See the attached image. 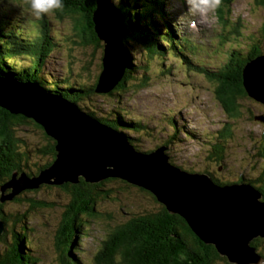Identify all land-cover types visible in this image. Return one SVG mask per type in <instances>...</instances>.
<instances>
[{"label": "trees", "instance_id": "1", "mask_svg": "<svg viewBox=\"0 0 264 264\" xmlns=\"http://www.w3.org/2000/svg\"><path fill=\"white\" fill-rule=\"evenodd\" d=\"M227 1V4H230L234 0ZM23 2L28 6V0H23ZM96 2L97 0H63V8L53 11L57 21L64 19L72 21L74 37L69 36L67 44L78 45L83 49V54L86 53L87 47L89 50V54H86L87 58L83 60L82 75L73 79L69 78L70 75L56 77L46 73L47 60L58 48L55 46V38L51 35L50 21L47 20L46 15L41 16L36 22L29 21L31 34H23V29L19 31L16 28L23 21L21 12L13 10L14 8L9 4L13 2L1 0L0 74L19 82L34 83L51 95L74 103L78 109L99 123L124 135L134 150L149 154L154 149L140 150L135 137L141 135L143 129L148 126L141 119L131 117L123 109L120 101L123 99L124 92H135L136 88L146 85L149 78H147L149 72L146 70L149 69L148 61L152 62L157 57L163 58L169 49H176V47L184 51V46L177 40L179 34L177 30H174V25H169L170 18L167 11L163 9L166 0H120V7L117 9L124 18L125 33L121 45L127 56V69L114 90L107 94H97L98 73L96 72L98 70L95 72L92 66L95 54L101 51V44L94 34L92 23V13ZM255 36L264 38V25L259 27L257 34L247 38L248 43L239 42L243 37L235 28L228 26L227 36H223V40L232 42L233 45L229 46L230 51L226 53L227 63L215 73L204 69L206 64L203 63H195L200 67H196V70L191 67L188 70L189 73L196 72L206 75L209 81L215 82L216 99L231 121L239 116L238 101L244 97L250 98L242 83V70L249 61L264 54L259 43L261 39ZM165 48L166 50H163ZM236 49L238 50L235 51ZM134 51L143 54L142 60L145 64L143 68L138 63L141 69L137 71L131 57V52ZM244 51L245 54H243ZM175 56L181 57L179 50ZM177 60L180 64L183 56L182 60ZM183 63L180 65L184 68L191 66L189 60ZM168 71L170 72V69ZM99 101L105 102L106 105H99ZM104 106L106 107L102 108ZM255 115L252 118H255ZM171 120L172 118L169 121ZM21 127L25 130L33 129L39 134L36 146L27 145L28 143L18 136L17 133L21 131ZM229 127H232V123L227 124L225 128L227 130L220 129L206 140L208 146L204 162L206 167L201 168V171L187 168L184 164H177L174 158L170 160V163L187 173L207 174L217 185L247 183L262 194L261 200L264 202V131L258 150L254 154L258 158L253 170L257 172L256 176H253L252 172L248 177L245 175H239V177L237 174L234 182L226 183L217 177L219 168L210 170L207 166V162L218 163L224 167L220 168L221 171L230 170L223 156L225 152L223 143L227 140L226 132ZM162 143L160 145L166 146L168 153L169 141ZM54 147V141L46 136L39 125L23 116L10 115L0 109V187L9 182L13 174L17 177L25 175L28 178L38 175L54 161L56 155ZM107 185H110V188L119 187L118 191L124 187L137 189L144 196L148 195L159 208L143 215H133L128 221L112 228L106 238L101 241L99 251L93 256L94 264H229L225 258L217 254L213 246L201 242L182 218L169 214L149 192L117 179H106L98 184L86 183L80 179L75 185L65 184L57 188L41 185L37 189H25L13 199L3 201H1L0 193V221L4 225V233L0 237V264L38 263L37 258L28 257L27 253H24L25 249H31V247L35 249L32 239L35 233L22 224V220L26 219L27 211H24L25 213L18 211L25 205H28L26 209L30 208L38 212L52 209L56 202L48 197V201L41 200L37 198V194L41 191L54 190L53 188L61 192L64 201L68 200L61 212L58 234L52 241L57 253V264H79L75 255L79 253L82 231L89 224V220L103 217L98 213L96 206L100 200L108 199L111 195L112 190L108 189ZM9 192H11L10 189L6 190L4 195H8ZM5 202L14 208L3 213ZM40 217L43 218V215L41 214ZM17 223L20 224L21 229L19 234L13 229ZM251 245L258 253L259 251L264 252V240L256 239ZM22 250L24 251L21 252ZM262 257L264 259L263 254Z\"/></svg>", "mask_w": 264, "mask_h": 264}, {"label": "rangeland", "instance_id": "2", "mask_svg": "<svg viewBox=\"0 0 264 264\" xmlns=\"http://www.w3.org/2000/svg\"><path fill=\"white\" fill-rule=\"evenodd\" d=\"M9 1L13 2L9 3L14 8L13 10L21 12L23 18L16 28L19 31L23 29V34L30 35L31 28L28 23L29 21L36 22L37 19L33 17L26 6L27 3L23 0ZM227 2V0H221L219 7L204 16H199L193 15L183 4L174 5L172 0H166L163 9L167 11L170 18L169 25L173 24L174 30L181 35H177V40L184 46V51L176 47V49H169L165 57H157L152 62L148 61L149 69L145 68L149 72L146 85L136 88L135 92H124L120 102L131 117L141 119L148 126L145 129L142 128L141 135L135 136L140 150L150 151L161 146L162 142L173 141L169 144L170 150L166 152L169 159L174 158L175 163L184 164L185 167L194 168L195 171H201V168L206 167L204 163L205 154L208 151L206 140L220 129L227 130L225 129L227 124L232 123V127H229L226 132L227 140L223 143L225 150L223 156L230 170L221 171L220 168L224 167L218 163L207 162L210 170L219 168L217 174L219 179L230 183L235 181L237 174L238 176L245 175V177H248L251 172L253 176L257 174L253 171L258 159L254 154L261 143L264 125L252 116L263 115L264 106L244 97L238 101L239 116L231 121L216 99L215 82L209 81L206 75L188 72L191 67L193 70L200 67L195 63L206 64L204 69L213 73L227 63L226 53L230 51L229 46L233 45L232 42L223 40V36H227L228 26L235 28L243 37L239 42L248 43L247 38L257 34L259 27L264 25V0H234L229 2L230 4ZM46 17L50 21V32L55 38V46L58 47L47 60L46 73L56 77L70 75L69 78L76 79L82 75L81 68H83V60L87 58L86 54H89L88 47L86 53L83 54V49L78 45L67 44L69 36L74 37L71 20L57 21L53 12L47 14ZM257 39H261L260 47L264 50V38ZM161 45L163 47V43ZM178 50L181 57L175 56ZM182 56L183 61H180V64L189 60L191 66L184 68L179 64L177 59L182 60ZM131 57L136 71L141 69L138 63L144 68L142 53L131 52ZM94 59L92 66L96 72L100 65V52L95 54ZM98 103L99 105L105 104L101 101ZM170 118H172L171 121H169ZM17 134L28 143L27 145L33 147L37 145L36 140L40 137L33 129L25 130L24 127H21V131ZM54 187L58 186L54 185ZM107 187L109 189L110 185ZM56 188L37 194V198L41 200L51 199L56 202L52 209H44L39 213L30 208L26 209L28 205H25L18 211L19 213L27 211L26 219L22 220V224L35 233L32 236L35 249L33 247L25 249L24 253H27L28 257L37 258L38 263L36 264H57V253L52 241L58 234L61 212L68 200L64 201L63 195ZM110 189L112 193L109 198L100 200L96 206L98 213L103 217L88 219L89 224L82 231L79 253L75 255L79 264H94L93 256L99 251L101 241L106 238L112 228L128 221L133 215H143L159 208L148 195L144 196L137 189L124 187L118 191L117 186ZM7 204L8 202L4 203L3 213L14 208ZM41 214L43 218L40 217ZM13 229L19 234L20 224L14 225ZM3 233L4 231L0 237ZM259 253L260 256L264 255V252L259 251Z\"/></svg>", "mask_w": 264, "mask_h": 264}, {"label": "water", "instance_id": "3", "mask_svg": "<svg viewBox=\"0 0 264 264\" xmlns=\"http://www.w3.org/2000/svg\"><path fill=\"white\" fill-rule=\"evenodd\" d=\"M112 16L120 21L119 26ZM122 22L123 16L110 0H97L92 13L94 34L102 42L97 94L114 90L127 69V56L121 45L125 33ZM242 83L248 96L264 105V54L244 66ZM0 109L39 125L54 141L56 153L51 165L36 176L13 174L0 187L1 201L41 185H75L80 179L98 184L117 179L149 192L229 264H263L251 241L264 238V202L262 194L251 185H217L207 174L184 172L172 166L166 146L149 154L137 152L122 134L99 123L74 103L49 94L34 83L1 74ZM255 120L264 125V114ZM8 189L11 192L4 195ZM2 231L0 221V235Z\"/></svg>", "mask_w": 264, "mask_h": 264}, {"label": "clouds", "instance_id": "4", "mask_svg": "<svg viewBox=\"0 0 264 264\" xmlns=\"http://www.w3.org/2000/svg\"><path fill=\"white\" fill-rule=\"evenodd\" d=\"M120 7V0H110ZM174 5L183 4L193 15L204 16L220 6L221 0H172ZM28 8L36 19L63 8V0H28Z\"/></svg>", "mask_w": 264, "mask_h": 264}, {"label": "bare ground", "instance_id": "5", "mask_svg": "<svg viewBox=\"0 0 264 264\" xmlns=\"http://www.w3.org/2000/svg\"><path fill=\"white\" fill-rule=\"evenodd\" d=\"M113 17V19L116 21L115 23H116V25H118L119 26V24H120V21L118 20V19H116L114 16H112ZM122 25L124 26V22H122ZM114 55L116 56L117 55V53L116 52H114ZM126 55V54H125ZM117 57V56H116ZM257 68H258V66H257ZM124 136V135H123ZM125 137V136H124ZM126 138V137H125Z\"/></svg>", "mask_w": 264, "mask_h": 264}, {"label": "flooded vegetation", "instance_id": "6", "mask_svg": "<svg viewBox=\"0 0 264 264\" xmlns=\"http://www.w3.org/2000/svg\"><path fill=\"white\" fill-rule=\"evenodd\" d=\"M264 260V259H263Z\"/></svg>", "mask_w": 264, "mask_h": 264}]
</instances>
